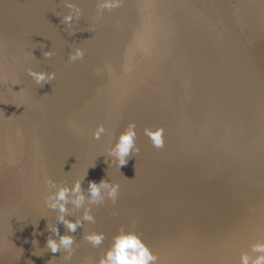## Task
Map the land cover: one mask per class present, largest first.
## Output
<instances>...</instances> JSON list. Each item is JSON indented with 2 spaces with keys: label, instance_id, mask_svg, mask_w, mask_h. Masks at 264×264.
<instances>
[{
  "label": "water",
  "instance_id": "95a60500",
  "mask_svg": "<svg viewBox=\"0 0 264 264\" xmlns=\"http://www.w3.org/2000/svg\"><path fill=\"white\" fill-rule=\"evenodd\" d=\"M70 2L83 10L71 28L60 22L71 11L64 0H0V155L14 160L0 172V264H86L121 225L142 234L159 264H238L264 238V7L125 0L97 20V0ZM77 47L85 58L70 64ZM31 51L36 58L25 61ZM28 68L56 79L41 87ZM129 122L141 152L122 175L100 154ZM99 124L110 134L96 141ZM148 126L165 127L163 149L143 134ZM93 162L82 187L110 179L121 185L119 201L94 209L96 224L76 233L59 225L76 241L65 262L63 250L46 249L58 213L44 204L45 179L70 186ZM86 230L106 234L99 249Z\"/></svg>",
  "mask_w": 264,
  "mask_h": 264
},
{
  "label": "clouds",
  "instance_id": "9594fccd",
  "mask_svg": "<svg viewBox=\"0 0 264 264\" xmlns=\"http://www.w3.org/2000/svg\"><path fill=\"white\" fill-rule=\"evenodd\" d=\"M124 3L125 0H97V14L95 19H101L105 11L111 12L114 9L122 7ZM258 4L264 7V0H258ZM64 7L71 10L69 14L63 15L62 17L57 14V16L61 17L60 22L62 24L71 28L74 22L81 19L83 10L78 4L72 3L70 0H64ZM95 30V27L91 29L93 32ZM75 34V31L70 33L72 36ZM44 47L45 45L41 47L42 55L45 59H50L54 55V52L51 50L43 51ZM35 58L33 51L26 53L24 56L25 61ZM84 58L85 50L77 47L69 52L68 62L72 64L77 61H83ZM105 68L109 72L112 71L110 65H105ZM96 71L97 75H99L101 70L97 69ZM125 71L131 72L132 67L126 65ZM27 74L41 87L56 79L55 72L35 71L32 68L27 69ZM11 84L19 85L20 81L14 79ZM9 91L14 96L24 95L23 89L19 92H13L10 88ZM21 105L23 104H16L17 107ZM71 127L77 132L82 131L74 122L71 123ZM106 134H110L109 129L104 124H99L92 132V139L99 141ZM143 134L149 139L154 148L163 149L166 146L165 127L148 126L143 129ZM137 139V124L135 122H129L115 142H109L105 151L100 156L105 157L104 162L109 168L115 167L120 171L128 165L131 156H138L140 154L141 148L137 144ZM13 164L14 160L10 161L0 155V172L13 166ZM95 167L96 163L93 162L85 170L84 175L76 179L70 186L66 182L58 183L48 177L45 179L48 193L44 196V204L48 209L58 213L56 223L48 224L47 226L50 235L46 241V249L50 250L53 254L63 250L67 254L63 256L65 262L70 261L75 254L76 248L74 245H76V241L73 235H61L59 225H64L69 233H76L78 229H85L86 224H96L94 209L103 207L109 201L115 207L119 201L121 185L110 179H101L99 182L90 180L88 181L87 189L82 187L88 176L89 169H94ZM69 205L72 206L71 209ZM72 210H82V214L78 218L69 219L68 217L71 215ZM132 228H135V222ZM83 239L93 249H99L104 244L107 236L103 232L86 230ZM20 251L22 253V249ZM33 255L37 254L33 253ZM159 260V256L145 242L141 233L130 230L125 225H121L112 237L110 246L99 256V259L88 257L86 258V264H159ZM55 262L56 259L53 257L48 264H55ZM238 264H264V238L257 239L249 245L247 251L241 252Z\"/></svg>",
  "mask_w": 264,
  "mask_h": 264
}]
</instances>
